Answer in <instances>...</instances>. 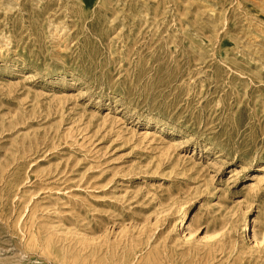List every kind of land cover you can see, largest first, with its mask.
<instances>
[{"label": "rangeland", "instance_id": "obj_1", "mask_svg": "<svg viewBox=\"0 0 264 264\" xmlns=\"http://www.w3.org/2000/svg\"><path fill=\"white\" fill-rule=\"evenodd\" d=\"M0 264H264V0H0Z\"/></svg>", "mask_w": 264, "mask_h": 264}]
</instances>
